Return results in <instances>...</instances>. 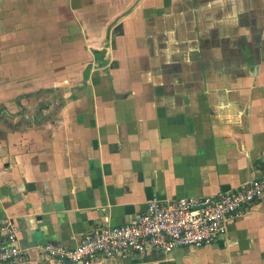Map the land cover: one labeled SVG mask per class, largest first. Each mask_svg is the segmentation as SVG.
Masks as SVG:
<instances>
[{"label": "crops", "instance_id": "crops-1", "mask_svg": "<svg viewBox=\"0 0 264 264\" xmlns=\"http://www.w3.org/2000/svg\"><path fill=\"white\" fill-rule=\"evenodd\" d=\"M262 176L264 0H0V219L28 264ZM79 264H264V193L211 244Z\"/></svg>", "mask_w": 264, "mask_h": 264}, {"label": "built area", "instance_id": "built-area-1", "mask_svg": "<svg viewBox=\"0 0 264 264\" xmlns=\"http://www.w3.org/2000/svg\"><path fill=\"white\" fill-rule=\"evenodd\" d=\"M263 193L264 176L215 196L151 198L129 223L99 225L83 234L73 247L44 243L39 246V252L47 262L79 264L152 249L200 247L215 242L224 231L225 223L244 212ZM15 240L12 221L0 219V264H28Z\"/></svg>", "mask_w": 264, "mask_h": 264}, {"label": "rangeland", "instance_id": "rangeland-1", "mask_svg": "<svg viewBox=\"0 0 264 264\" xmlns=\"http://www.w3.org/2000/svg\"><path fill=\"white\" fill-rule=\"evenodd\" d=\"M82 83H83V81H82Z\"/></svg>", "mask_w": 264, "mask_h": 264}, {"label": "water", "instance_id": "water-1", "mask_svg": "<svg viewBox=\"0 0 264 264\" xmlns=\"http://www.w3.org/2000/svg\"><path fill=\"white\" fill-rule=\"evenodd\" d=\"M197 207H199V206H197Z\"/></svg>", "mask_w": 264, "mask_h": 264}]
</instances>
